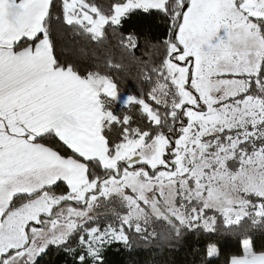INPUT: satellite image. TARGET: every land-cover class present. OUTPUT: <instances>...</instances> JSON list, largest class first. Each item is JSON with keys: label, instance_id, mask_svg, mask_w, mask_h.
I'll return each mask as SVG.
<instances>
[{"label": "snow or ice", "instance_id": "1", "mask_svg": "<svg viewBox=\"0 0 264 264\" xmlns=\"http://www.w3.org/2000/svg\"><path fill=\"white\" fill-rule=\"evenodd\" d=\"M54 8L0 0V264H40L52 249L62 264H108L114 247L159 239L155 222L175 239L199 234L200 264L220 258V233L241 246L224 264H264V0H112L107 12L60 0L56 20L94 42L136 14L167 21L164 56L146 74L155 108L121 97L99 63L61 62ZM101 200L111 221L95 211Z\"/></svg>", "mask_w": 264, "mask_h": 264}, {"label": "trees", "instance_id": "2", "mask_svg": "<svg viewBox=\"0 0 264 264\" xmlns=\"http://www.w3.org/2000/svg\"><path fill=\"white\" fill-rule=\"evenodd\" d=\"M53 2L56 8L52 10L50 35L54 53L61 59V62H70L81 72L85 70L84 65L91 69L93 65L99 63L101 65L99 71L113 78L118 91L124 96L134 95L144 98L154 108L158 107L148 98V93L154 86L155 75H152L151 81H146V74L150 72L153 63L158 64L160 58L164 56L161 42L167 34V21L157 15L136 14L127 19L123 28L118 31H114L111 26L106 27L105 38L100 42H94L87 34L75 32L62 20L57 21L60 0H53ZM88 2L98 5L102 11L107 12L112 0H88ZM120 33L134 34L138 38L139 46L134 51L131 48L122 47L119 43ZM81 49L84 51L81 52ZM145 49L148 53H154L152 58H149L148 53L141 56ZM97 56L99 61L96 59ZM109 57L112 62L120 66L118 69L103 66L104 61ZM113 107L117 109V114L121 117L129 114L133 118L134 126H143L145 123L144 117L135 105L128 107L120 104ZM73 206L83 207L82 205ZM112 207L113 205L107 201L101 200L100 207L95 210L100 220L108 222L113 219L110 214L106 215L110 213ZM152 227L160 233L159 239L150 243L136 241L131 252L123 249L118 251L114 247L107 256L108 264H200L204 251L200 245L205 243V240L199 234L189 233L182 239H175L172 235L165 234L168 231L166 225L155 222ZM213 239L219 241L222 253L216 264H224L226 257L241 250L235 235L220 233ZM40 264H62V257L55 249H52L40 261Z\"/></svg>", "mask_w": 264, "mask_h": 264}, {"label": "crops", "instance_id": "3", "mask_svg": "<svg viewBox=\"0 0 264 264\" xmlns=\"http://www.w3.org/2000/svg\"><path fill=\"white\" fill-rule=\"evenodd\" d=\"M18 14H19V9H16V8H9V9H8V16H7V18H8L9 21H15V19H16L17 16H18ZM119 94L121 95V97L126 98V96H124L122 93L119 92ZM61 118H62V119H65V120L68 119L67 116H62Z\"/></svg>", "mask_w": 264, "mask_h": 264}, {"label": "rangeland", "instance_id": "4", "mask_svg": "<svg viewBox=\"0 0 264 264\" xmlns=\"http://www.w3.org/2000/svg\"><path fill=\"white\" fill-rule=\"evenodd\" d=\"M75 207H77V206H75ZM78 208H83V207H78Z\"/></svg>", "mask_w": 264, "mask_h": 264}]
</instances>
